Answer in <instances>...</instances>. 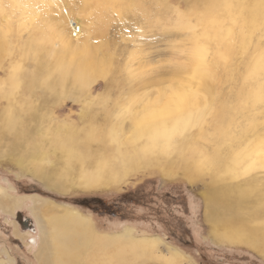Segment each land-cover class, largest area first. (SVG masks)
<instances>
[{"label":"rangeland","instance_id":"374dc122","mask_svg":"<svg viewBox=\"0 0 264 264\" xmlns=\"http://www.w3.org/2000/svg\"><path fill=\"white\" fill-rule=\"evenodd\" d=\"M194 4L196 0H0V113L7 111L0 115V127L8 124L10 115L11 119L18 114L24 121L23 133L28 126L31 129V136L25 137L8 130L18 155L28 154L31 160L23 165L12 156L0 157L3 197L20 203L6 212L0 201V264H64L49 226L51 244L48 253L43 250L41 226L47 224L36 215L33 198L72 209L90 221L99 235L114 236L130 229L135 237H158L157 251L142 252L135 264H164L159 257L172 250L183 255V264H264V257L250 248L264 245V70L254 77L248 73L257 55L264 63V35L224 65L217 51L225 46L206 39L212 32L197 17L201 6L196 11ZM223 8L220 5L218 10ZM187 23L193 29L186 28ZM77 27L80 33L74 37ZM224 33L228 43L230 32ZM258 44L261 54L256 55ZM90 51L104 77L84 87L74 79L64 86L54 83L60 57L64 65L75 68L93 55ZM203 58L208 62L205 68L218 73L224 84L215 79L207 88L193 78L192 69L201 67ZM183 67L186 73L179 74ZM239 89L243 96L236 94ZM164 91V102L157 103ZM251 92L261 94L262 100H253ZM155 124L165 130L157 131ZM2 127L0 136H9ZM90 131L104 143L87 145L84 138ZM69 135L79 138L78 150L70 149L74 153L62 152L54 142ZM139 157L141 163L108 186L82 184L84 175L99 172L103 160L111 162V171L119 172ZM121 159L127 160L124 165ZM35 164L70 172L64 182L68 192L54 191L23 171ZM168 167L170 172L165 174ZM187 173L193 182L186 180ZM224 186L240 188L245 194L236 198L239 207L229 202L235 199L232 196L214 199L212 194ZM93 197L109 204L108 215L80 206L81 199ZM208 203L211 208L218 205L220 211L231 203L228 209L239 216L231 213L237 220L230 223L229 231L239 229L236 236L243 242L218 240L221 237L214 235L208 219ZM218 209V218H223Z\"/></svg>","mask_w":264,"mask_h":264},{"label":"bare ground","instance_id":"6f19581e","mask_svg":"<svg viewBox=\"0 0 264 264\" xmlns=\"http://www.w3.org/2000/svg\"><path fill=\"white\" fill-rule=\"evenodd\" d=\"M192 3H193V1H192ZM199 5L201 6L202 11H201V13H197V17L200 19V22L203 25L205 24L208 28H210L208 30H211V32H212V36L206 37V39H209L211 41H215L216 43H220V44L225 46L221 50L218 49V51H217V56H218V58L220 57V59L222 60L220 62H225L224 65H227V64H229L230 61H233V58L237 54L238 50H240V51L244 50L245 51L246 49H249L250 47H252V46H250V42H252L253 39L256 40L258 35H260V34L264 35V0H202V1L200 0V2H198L196 0V4H194L192 6H193V8H196V11H198ZM220 5H224V8L222 11L218 10V7ZM201 18L204 19L205 23L203 21H201ZM180 19H183V17L180 16ZM187 25H188V27H186V28L193 29V27L190 26L189 23H187ZM225 29H227L230 32V36H231L228 43H227V36L228 35L224 33ZM42 34H43V32H42ZM201 37H202V39L205 38L203 35H201ZM260 37H262V36H260ZM198 38H200V37H198ZM259 39H258V41H259ZM260 46H262V45L257 46L256 55L261 54L260 53ZM88 48H90V47H88ZM225 48H226V51L224 52L223 49H225ZM67 51H68V49H67ZM90 52L92 53V51H90ZM198 52H200V50ZM69 53H70V51H69ZM248 54H250V53L248 52ZM62 55H60V56H62ZM201 55H204V53H200V56ZM260 57H261V55H260ZM74 59H72V60H74ZM79 59H81V58H79ZM72 60H71V62H72ZM202 60L200 61V62H202L201 67L197 66L195 68V65H194V68L192 69L193 78L195 80H197L203 87H207V88L210 87L211 84H214L215 79L218 81V84H224L225 83L224 80L221 83V81H220L221 77L218 76V73H217V75H214L210 71V69L205 68L207 63H208L207 61H205L206 58L205 59L203 58ZM260 60H262V59H258V55H257L255 61L253 59V61L250 62V66L248 68L249 69L248 73H250L251 76H249V77L257 76L258 73H260L261 71L264 70V63H261ZM63 61H64V57H62V58L60 57L59 60L57 61L58 62V64H57L58 68H57V74H56L57 77L55 78V81H54V83L56 82V85H63L64 86L65 85L64 83L66 81H68L69 79H71V80L74 79L73 81H76L77 83L81 82L83 87H84V86L92 84L98 78H101L102 76L104 77V74L101 72L102 69H99L100 62L95 59L94 54L93 55L88 54V56H86L83 60H80V62H77L78 65H76L75 68H71L69 65H64ZM69 61H70V59H69ZM226 61H229V62H226ZM67 64H69V62ZM185 67H187V66H185ZM185 67H183L181 70L178 71L179 74H180V72H182V71L185 72V70H187V68H185ZM180 68H181V66H180ZM202 68H204V69H202ZM42 72H43V70H42ZM103 72H104V69H103ZM222 75H223V73H222ZM230 76H232V75H230ZM233 76H234V74H233ZM232 77H231V79L234 78V77L233 78ZM194 82H196V81H194ZM143 85H145V84H143ZM208 90H207V92H208ZM166 92L167 91H164L163 93H161V95L159 96V99H157V101H156L157 103H160L161 101L164 100V97L167 95ZM236 94L237 95L240 94V96L244 95V94H242V92H240V89ZM250 96H252L253 100H256V101L262 100V96L258 92H251ZM149 102H151V101H149ZM12 105H13V103H12ZM12 105H10V111L12 110ZM145 106H144V108H145ZM151 107L152 106H150V109H151ZM14 108H15V106H14ZM5 112H7V111L5 110L3 113H0V115H3V117H4ZM12 113H14V112H12ZM15 114H16V112H15ZM8 115H9V113H8ZM161 116H163V115H161ZM187 116H191V114H188ZM0 117H2V116H0ZM9 117H11V115ZM9 117H8L9 121L7 122V120H6V123L9 124V122L11 121L10 125L6 124L5 127L2 125L7 131L6 135L11 131V133H14L15 136H17L16 134L20 135V133H22V137L24 135L25 136H31L30 132L28 133V131H31V129L29 130V126L27 127L28 131L23 133L22 130H24V129H22L23 125L21 126V124H23L24 121L22 122V119L19 118L18 114L11 119ZM4 119H6V118H4ZM185 119H187L186 116L181 121H185ZM7 127H8V129H7ZM154 127L158 128L157 131H164L165 130V128L161 125L155 124ZM20 129H21V132H19ZM8 130H9V132H8ZM0 132H2V131H0ZM90 134H93L92 131H90L89 134H86L85 138H84V142L87 145L92 143V142L94 143V141H98V142L101 141V140H99L100 138L98 139L95 134L94 135H90ZM9 137H10V135L6 136V137L0 136V157L12 156V158H10L11 160H13L14 162L18 161L19 163L25 165V162L27 160H31V157L30 158L26 157L28 154L27 155L25 154L26 156L24 154H22V158H21L18 155L16 148H15V147H18L17 144L14 143V140H12V139L9 140ZM13 138H15V137H13ZM27 138H31V137H26L25 139H27ZM153 138L157 140L156 137H153ZM77 140H79V138H77L76 136L69 135L65 139H62V140L57 139L54 142H55L56 147L65 153V152H71L72 150L73 151L78 150L79 142L77 143ZM80 141H82V140L80 139ZM31 142L33 143V141H31ZM101 143H104V142L101 141ZM27 144H28V142H27ZM43 144H41V145H43ZM48 144H47V146H48ZM20 145L22 147H24V144H20ZM37 146H39V145H37ZM39 148H37V149H39ZM70 149H72V150L70 151ZM142 150H144V153L147 152L145 148ZM19 151H20V149H19ZM31 152H34V151H31ZM36 155H37V153H36ZM72 155L73 154H71V156ZM31 156H34V155H31ZM40 156H44V155H40ZM120 156H122V153H120ZM123 157H124V155H123ZM44 159H45V157H44ZM44 159L42 161H44ZM121 160H119V161H121V163L123 165L127 161V160L125 161L124 159H121ZM142 161H143L142 157L137 158L136 161H128L125 165V168H123L122 171L118 172V171H111V169H110V167L112 166L111 162L110 161L107 162L106 160H103L102 165L100 166L99 172L93 176L84 175V177H86V178L84 179L82 184L84 187H87V188H93L95 186H108L110 184V182H114V181L122 179L126 175L127 171L130 170L129 168H134L136 165H138ZM44 166L45 165H40V164L36 165L35 164V167H33V168L23 167V168H25L23 171L25 173L32 174L34 178L42 181L46 187H48L54 191H57L60 193H67L68 189H66V187L64 186V182L66 181V177L70 175V172H68L65 169H61V168L56 169V170H50ZM59 170H63V172H60ZM169 172L170 171H169V167H168V170H166L164 173L168 174ZM185 178L190 183L195 180L192 177V175L189 173L186 174ZM3 191L4 190H1V188H0V193H1L0 194V201L3 200L1 203V208L6 212H10L11 210H14L18 206V204H20V203H19L18 199L14 200V198L9 199V197H7V198L3 197V193H4ZM216 192H217V194H212L214 196V199L219 200L221 198L222 200H225L226 197L232 196L235 199L234 200L231 199V200H229V202H232L233 206H234V204H236L238 207L240 206V201H237V199L239 200V198L241 196H243V195L245 196V194L240 190V188L234 189V188H230V187L227 188L224 186L223 188H220L219 193H218V191H216ZM228 198H230V197H228ZM240 199H242V198H240ZM21 200L25 201L24 198ZM30 201H32L34 206H35L36 215L38 214V217L40 216L43 218V220H41L42 223L45 222L47 224V225L43 224L44 226H41V232L43 234L42 235L43 236V240H42L43 241V250L46 253H48L47 248H48V245L51 244V243H49V239H48L49 237L47 235L49 233H47V229H46V227L48 228V226H49L51 228V230L49 229L48 231L49 232L51 231V233H52V236H50V234H49V236L52 237L53 240H55V245H56L55 247H56L57 253H58L57 255L60 258V260L62 259L64 261V264H85V263L92 264V262L96 263V261H97V264L98 263L99 264H108L111 262V261L110 262L109 261L108 262H106V261L102 262V259H104V258H106V260H112V262L115 261L117 264H119V263L120 264H131L133 261H136L138 258H141L140 256H141L142 252L146 253L147 251H150V253L151 252L154 253L157 251V249L161 245V240L158 237H135L133 235V233L130 231V229L125 230L122 234L114 235V236L99 235L94 230V227L90 221L82 218L79 214H77L75 211H73L70 208L60 207V206H57V205H55L49 201H40L38 198L30 199ZM222 202H224V201H222ZM255 203H257V202H255ZM229 205H231V203L227 204L225 207L223 204L222 207H224V209L222 208L221 211L218 208L217 209L221 213H227V211L229 210L228 213H230V215H231V213H233L235 215L237 211L233 212V209H231V208L228 209ZM254 205H256V204H254ZM215 206H218V205H215ZM256 210H258V209H255V211ZM223 211H226V212H223ZM216 213H218V211H216ZM249 216H251V214ZM249 216H248V219L250 218ZM44 217H47V220L44 219ZM235 219L237 220V217ZM235 219L233 217V222H235ZM255 219H259V217L257 216V218H254V220ZM249 221H251V220H249ZM237 223L239 224L238 221H237ZM237 223H236V225H237ZM254 226L258 227L256 225H254ZM243 228H245L244 225H243ZM237 230H238L237 232H239V229H237ZM255 231L257 232V230H255ZM236 233L231 232L230 236L228 235L230 242H238V243L243 242L242 240H238V239H240L238 236L240 232L237 233L238 237L236 236ZM254 234H257V233H254ZM261 234H263V233H261ZM242 237H241V239H242ZM258 238H257V240L253 241L254 245H257L258 242H255V241H258ZM259 240L260 241L263 240L262 236H261V239H259ZM259 246H261V245H259ZM250 248H254V250L256 252H258V254H260L264 257V245L261 246L260 248L252 245ZM52 250L53 249H51V251ZM54 250H55V248H54ZM45 252H44V254H45ZM59 258H58V260H59ZM151 258H152V256H151ZM159 259L162 260L164 264H183L184 263L183 262V255L176 250L175 251H173V250L168 251L165 256L162 255L161 257H159Z\"/></svg>","mask_w":264,"mask_h":264},{"label":"crops","instance_id":"0c3cea01","mask_svg":"<svg viewBox=\"0 0 264 264\" xmlns=\"http://www.w3.org/2000/svg\"><path fill=\"white\" fill-rule=\"evenodd\" d=\"M208 205H209V203H208ZM207 209H208V211H207L208 219H209V221L212 222V227H213L212 229H215L213 231L214 235L216 237L219 235L221 237V239H218V240H220V241L221 240L224 241V239H226V240L229 239L228 235L230 236V234H231V232H230L231 231V228H230L231 224L230 223H233V217L230 216V213H229V219H226L227 218V213L229 212V210L227 211V213H222L223 214L222 215L223 218L222 217L218 218L220 216V214L216 213L217 206H213L211 208L210 205H209V207H207ZM223 212H226V211H223ZM235 216H239V215L235 214ZM217 223H218V225H217ZM244 223H245V221H244ZM245 226H246V224H245ZM247 228L248 227L246 226V229ZM246 232H248V231L246 230L243 233H246ZM229 242H230V239H229Z\"/></svg>","mask_w":264,"mask_h":264},{"label":"flooded vegetation","instance_id":"af4514ba","mask_svg":"<svg viewBox=\"0 0 264 264\" xmlns=\"http://www.w3.org/2000/svg\"><path fill=\"white\" fill-rule=\"evenodd\" d=\"M80 202V206L82 207H92V208H96V212H102L103 214H106L108 215L109 213V204L106 203L103 199L101 198H96V197H93V198H85V199H81ZM108 209V210H107ZM20 221V219H19ZM23 224L25 225H30L31 223H29L28 221H23L21 220ZM28 222V223H27Z\"/></svg>","mask_w":264,"mask_h":264},{"label":"built area","instance_id":"2783aa9c","mask_svg":"<svg viewBox=\"0 0 264 264\" xmlns=\"http://www.w3.org/2000/svg\"><path fill=\"white\" fill-rule=\"evenodd\" d=\"M80 33L79 31V28L77 27L76 29L73 28V34H74V37H77V35Z\"/></svg>","mask_w":264,"mask_h":264}]
</instances>
